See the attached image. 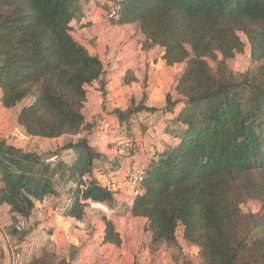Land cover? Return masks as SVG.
I'll use <instances>...</instances> for the list:
<instances>
[{"label":"trees","instance_id":"obj_1","mask_svg":"<svg viewBox=\"0 0 264 264\" xmlns=\"http://www.w3.org/2000/svg\"><path fill=\"white\" fill-rule=\"evenodd\" d=\"M78 11V0H0L2 106L15 108L31 98L17 117L29 135L76 137L47 154L0 139V204L26 219L60 183L75 184L67 191L65 213L78 220L87 199L115 198L92 177L102 153L83 135L88 87L102 83L105 70L73 34L91 25ZM111 21L138 24L144 44L161 48L168 66L186 62L177 96L168 94L163 108L116 110L123 121L163 111L175 114L177 125L171 130L177 142L155 151L129 213L147 220L153 246H176L182 226L184 240L207 264H264V0H123L119 18ZM241 33L251 59L238 81L228 60L246 47ZM66 150L75 154L72 163L48 161ZM250 200L259 201L261 211L241 229V205ZM16 221L13 216L8 235L18 234ZM104 224V242L120 246L114 223L104 218Z\"/></svg>","mask_w":264,"mask_h":264},{"label":"rangeland","instance_id":"obj_2","mask_svg":"<svg viewBox=\"0 0 264 264\" xmlns=\"http://www.w3.org/2000/svg\"><path fill=\"white\" fill-rule=\"evenodd\" d=\"M108 13L109 10L104 16V21L99 19V21L94 22L92 20L91 26L81 30L76 29L73 33L92 54L97 55L101 59L105 66L102 83L97 82L91 87H88L89 96L83 109V114L87 121L86 132L88 133V138L92 136L90 137L92 146L99 151L101 150L100 148L105 147L106 142L110 141L112 146L108 145L107 148L115 150L114 159L117 157V149L120 142H131L134 151L133 154H139L140 157H143L144 152L149 154L152 151L151 141H148V144L146 143V146L143 148L141 147L142 150H140L139 138L145 135L146 132L141 133V131L137 129L136 124L130 123L128 119L125 120L128 121V123L123 125L124 121L117 116L116 110L126 111L129 108H134L141 104L159 109L165 106L168 94H172L174 97L177 96L174 88L178 78L186 67V62L168 66L161 58V48H151L144 44L145 39L138 24L115 25L108 18ZM240 35L246 43V47L243 52L237 53L234 58L228 60V65L238 81L243 79V75L250 66L251 59L250 46L247 42V38L243 33ZM208 61L214 71H216V62L212 59H208ZM130 71L132 72L131 74ZM130 76H135L136 81L128 83L126 77L129 78ZM31 100V98H27L17 108L10 110L4 109L0 103L1 133L14 132L17 133V136L20 135V133H24V135L27 136V133L17 124L16 116L19 109L28 105ZM141 114L144 115L145 112H141ZM165 116L171 118L170 114H166ZM141 117L143 122L149 120L154 124H160L161 127H164L166 124L162 119L157 121L156 114L154 113L145 119L144 116ZM105 121L109 122L110 128L114 127L113 129L117 131L115 133L108 132L107 135L113 134L111 138H107L105 134L100 133L102 130L101 127H103ZM168 121L170 124L174 123L173 119ZM139 124H141V127L147 123ZM173 126L174 125H172V127ZM159 137H162V134L161 136L156 135V138ZM74 139L75 138L66 136L58 141L60 145L56 148L59 149L66 143L74 141ZM24 141H27V139H24ZM32 141L41 142V144H33ZM157 141H159V139H157ZM152 142L160 145V142L156 143L155 139H153ZM42 144L41 139H31L29 145H37V151L43 148H51V146L54 148L55 146L51 144L48 145V147H43ZM41 146L42 148H39ZM49 152L47 151L42 154H47ZM63 155L72 159L75 154L73 151L68 150L64 151ZM98 159L99 161L102 160L101 158ZM98 163L99 162H97V164ZM241 208L243 215L240 226L241 229H243L250 224L252 216L260 214L261 203L257 200H250L242 204ZM99 215L101 216L100 213ZM118 218V225L126 240V244L132 248L133 244L140 241L141 247H145L150 240L147 221L142 218L132 219L127 217L123 211L115 218L117 223ZM94 230L96 229L94 228ZM177 242V245L172 246L169 250L172 255L173 264H207L199 255L198 248L188 244L184 240L182 226L177 230ZM2 246L3 244L0 238V249L2 251L1 261L3 264L4 253ZM167 250L168 249L163 252H167ZM161 255L163 256V254ZM160 261L161 263L167 262V260L165 261L158 256V264H160Z\"/></svg>","mask_w":264,"mask_h":264},{"label":"crops","instance_id":"obj_3","mask_svg":"<svg viewBox=\"0 0 264 264\" xmlns=\"http://www.w3.org/2000/svg\"><path fill=\"white\" fill-rule=\"evenodd\" d=\"M113 2L114 0H78L79 17L83 22H90L91 25L92 20L94 22L99 21V19L104 21V16ZM81 29L84 28H80L78 30ZM131 73L132 72L130 71V74ZM4 109L10 110L7 108ZM20 110L21 108L19 111ZM19 111L17 112L16 121ZM143 112H145L144 115L139 112L132 115L128 121L132 124H136L137 129L141 131V133L146 132L145 135H142L139 138L140 150H142L141 147L143 148L146 146V143L148 144V141H151L152 151L149 154L144 152L143 157H140L139 154H135L131 158H120L117 154V157L114 159L115 150L107 148L108 145L112 146V143L108 141L106 142L104 148H100V151L103 154L100 157L102 160L99 161V159H97L95 161V169L92 177H94L99 184L103 186H107L109 182L113 183V189L111 190L115 192V198L109 205L110 207H114L116 212L108 217L105 212L87 204L83 219L78 220L66 215V207L69 204L67 191L72 186H75V184L73 182L60 183L56 186L55 193L49 194L43 200L35 202V208L31 216L28 218L27 228L22 232H18L16 236H12L6 233V228L13 224V216H16V220H18L20 216L12 214L8 205L0 204V229L3 230L9 242L11 259L15 254L21 253L23 256L22 264H29L35 258H40L42 256L48 257L49 260L47 264H158V256H160L165 261L167 260L166 263H161L160 261V264H173L172 255L169 251L172 246L165 243L160 246H153L151 237H149L150 240L146 245L147 247H141V242L138 241L136 244L132 245V248H130L126 244V240L120 231L118 225L119 218L118 223L115 220L117 215L122 211L127 217L132 219L142 218L134 217L129 213V208L131 207L135 196H133L132 189L125 185L127 174L130 170L136 167H146L150 163L155 151H162L167 147V145L174 144L178 140L175 135L171 133V130H175L177 125L175 123L170 124L168 121L170 119H174L175 114L166 113L171 115V118H169L165 116L166 114H164L163 111ZM152 113L156 114L157 121L162 119L166 122L164 127H161L160 124H154L149 120H145L143 122L141 116H144L145 119L146 117L151 116ZM128 121H124L123 125H126ZM138 122L147 124L140 127L141 124ZM109 125V122L105 121L100 132L105 134L107 138H111L113 136V134L107 135L108 132H117L113 129L114 127L111 126L112 128H110ZM172 125L174 126L172 127ZM20 128L27 133L23 127L20 126ZM161 134L162 137L156 138V135L161 136ZM83 135L87 137L91 144L90 137L92 136H89L88 138V133L86 131ZM65 137L66 136L48 139L33 137L28 133L27 136H25L24 133H20V135L17 136V133L14 132L1 133L0 131V139H5L8 144L24 151L37 152L40 154L47 151H55L57 149L56 147L60 145L58 144V141ZM74 138L76 139V137ZM24 139H27V141H24ZM31 139H41L43 147H48V145L53 144L56 149L51 146V148H43L37 151V145H29ZM153 139L156 140V143L160 142V145L154 144L155 142H152ZM157 139H159V141H157ZM32 143L41 144V142L36 141H32ZM42 146L39 148H42ZM63 152L60 156H54L48 161L56 162L59 159H63L68 163H72L75 157L69 159L63 155ZM97 162L99 163L97 164ZM85 179L87 180L88 176H86ZM1 185L2 183L0 182V187ZM104 218L111 220L114 223L116 230L121 234L122 244L120 246L104 242ZM94 228L96 230H94ZM166 249H168L167 252H163ZM161 254H163V256ZM1 257L2 251L0 249V264H2Z\"/></svg>","mask_w":264,"mask_h":264},{"label":"built area","instance_id":"obj_4","mask_svg":"<svg viewBox=\"0 0 264 264\" xmlns=\"http://www.w3.org/2000/svg\"><path fill=\"white\" fill-rule=\"evenodd\" d=\"M123 0H114L112 5L109 8L108 18L118 19L120 16V11L122 8ZM118 156L120 158H131L134 154L132 143L131 142H120L117 149ZM145 177V167L140 166L136 167L129 171L127 174L125 185L132 189L133 196H138L142 191V182ZM107 187L113 189V183L109 182ZM87 204L92 207L98 208L99 210L105 212L106 216L110 217L116 212L114 207H110L109 202H97L92 199H87L85 201ZM28 226V219L20 217L15 223V228L18 232L24 231ZM23 256L21 253H17L11 259V264H22Z\"/></svg>","mask_w":264,"mask_h":264},{"label":"water","instance_id":"obj_5","mask_svg":"<svg viewBox=\"0 0 264 264\" xmlns=\"http://www.w3.org/2000/svg\"><path fill=\"white\" fill-rule=\"evenodd\" d=\"M0 238L3 244V253H4L3 264H11V253H10L9 242L6 238L5 233L1 229H0Z\"/></svg>","mask_w":264,"mask_h":264}]
</instances>
